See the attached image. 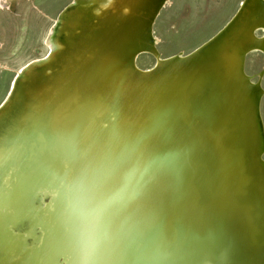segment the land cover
I'll use <instances>...</instances> for the list:
<instances>
[{
    "label": "bare ground",
    "instance_id": "6f19581e",
    "mask_svg": "<svg viewBox=\"0 0 264 264\" xmlns=\"http://www.w3.org/2000/svg\"><path fill=\"white\" fill-rule=\"evenodd\" d=\"M168 2L74 0L43 37L51 54L18 71L0 108V264H56L59 254L66 264H264V88L245 68L247 55L264 53V0H242L191 52L162 57L153 28ZM206 44L212 47L196 52ZM147 54L157 62L140 68ZM111 59L123 62L113 69ZM190 64L196 68L187 81L171 84ZM147 83L155 95H172L164 94L168 108L161 96L144 93ZM138 135L150 146L139 163L148 171L131 177L140 195L117 205L115 216L98 217L89 201L91 167L65 175L60 162L87 165L83 153L97 151V143L119 150ZM165 154L172 166L158 171L153 162ZM198 195L205 206L196 210ZM134 220L141 229L122 230L118 247L120 223ZM93 231L107 237L102 251L78 258L77 239Z\"/></svg>",
    "mask_w": 264,
    "mask_h": 264
},
{
    "label": "rangeland",
    "instance_id": "374dc122",
    "mask_svg": "<svg viewBox=\"0 0 264 264\" xmlns=\"http://www.w3.org/2000/svg\"><path fill=\"white\" fill-rule=\"evenodd\" d=\"M70 1L0 0V64L19 71L32 60L44 57L47 48L43 37L56 15ZM241 2L242 0H169L153 28L161 56L191 52L222 28ZM154 63L155 58L149 54L142 55L137 60L138 66L144 69L150 68ZM245 68L248 74L255 75L253 80L258 79L264 88V74L258 78V73L264 68V55L261 52L247 55ZM14 76L15 73L0 67V105L6 99ZM260 106L264 120V96ZM47 196L44 197L45 201H48ZM56 264H66L62 255L59 254Z\"/></svg>",
    "mask_w": 264,
    "mask_h": 264
},
{
    "label": "snow or ice",
    "instance_id": "6c2138e0",
    "mask_svg": "<svg viewBox=\"0 0 264 264\" xmlns=\"http://www.w3.org/2000/svg\"><path fill=\"white\" fill-rule=\"evenodd\" d=\"M116 134L114 131L113 135ZM144 140V135H138L130 143L126 142L119 150L109 144L106 146V152L105 146L97 143V151L93 152L89 149L83 153L87 159V165L75 162L69 167L63 161L60 162L65 175L80 174L84 167H91V175L88 179L89 201L93 213L98 217L100 215L114 216L117 205L132 201L140 195L139 187L133 184L131 177L136 173L143 176L148 171V168L139 167L144 152L150 148ZM141 148L143 150H140ZM133 156H135V163H133ZM170 163L171 160L153 162L158 171L168 167ZM106 241V236L94 231L87 233L77 247L80 253L78 258H97V254L102 251Z\"/></svg>",
    "mask_w": 264,
    "mask_h": 264
},
{
    "label": "water",
    "instance_id": "95a60500",
    "mask_svg": "<svg viewBox=\"0 0 264 264\" xmlns=\"http://www.w3.org/2000/svg\"><path fill=\"white\" fill-rule=\"evenodd\" d=\"M73 1L74 0H71L70 1V3L69 4H67L57 15H56V17H55V19H59V17L64 13V12H66V10H68V9H70L72 6H73ZM240 9H241V7H240ZM240 9H239V11H240ZM51 31V28H50V30H49V32ZM47 40V39H46ZM44 45H45V47L47 48V50L49 51V54H48V56L51 54V52H52V44L50 45V44H48L46 41H45V43H44ZM49 46V47H48ZM209 47H212V45H210V44H206V45H204V46H202L199 50H196V52H200V51H204V50H206V49H208ZM262 53V52H261ZM198 54H200V53H198ZM198 54H197V56H198ZM263 55H264V53H262ZM154 58H155V60H156V62H157V58L154 56V55H152ZM48 58V57H47ZM127 58V57H126ZM111 60H113V59H111ZM181 60H183V59H176L175 60V62H179V61H181ZM122 62H123V59H114L113 60V63L111 64V65H113L114 66V68L113 69H117L119 66H121V64H122ZM196 67L195 66H193L192 64H190L189 66H188V68L185 70H182V71H178L176 74L177 75H172L171 76V79L170 80H172L170 83L171 84H173V81L175 80V78H177V77H181L182 76V78L184 77V80L185 81H187V78H189V76H190V74H191V69H195ZM10 72H13V73H15V76H14V79H13V82H12V84H15V82L18 80V77H19V75H17V73H18V71H16V70H10ZM135 77V76H134ZM189 80V79H188ZM181 83H182V81H181ZM186 85V84H185ZM13 86L14 85H11L10 86V89H9V92H8V94H7V96H6V99L4 100V102L0 105V108H2V106L7 102V100L9 99V97H10V95H11V93H12V91H13ZM153 86V85H152ZM152 86H150V84L149 83H147L145 86H144V93L145 94H147L148 96H154V97H159V96H161V98H162V100L164 101V104H165V106H164V109H166V108H168V104H170V103H172V101H169L166 97H164V94H170V93H168V92H163L164 94H157V95H155V94H153L154 92H153V88H155V86L154 87H152ZM169 86H167V88H165L166 89V91H168V88ZM185 88V87H184ZM184 88H180L179 90H176L177 91V93L180 95L181 93H182V90L184 89ZM164 89V90H165ZM175 93V92H174ZM174 93H173V95H174ZM167 95V96H168ZM169 96H172V95H169ZM118 103V102H117ZM119 104V103H118ZM116 104L115 103V105H117V109H116V111L115 112H118V110H121V105L119 104ZM113 105H114V103H113ZM170 106V105H169ZM181 106H183L182 104H181ZM170 110H174V112H179V106L178 105H172L171 107H170ZM239 115H241L240 113H239V111L238 110H236V108H235V116L237 117V118H240V116ZM243 115L245 116V115H247L246 113H243ZM245 120H246V122L248 121V116H245V117H243ZM240 121L242 120L241 118L239 119ZM184 147V148H183ZM174 148H176L175 150L176 151H183L184 149L186 150V148H185V146H180L179 144H177V146H174ZM174 148H171V146L170 147H168V150H167V152L166 153H168V152H170V151H172V150H174ZM219 150H222L220 147H217ZM184 152V151H183ZM222 152L223 153H225V154H228V150L227 149H223L222 150ZM165 161H169V157H168V154H165ZM187 158H188V156H186L184 159H183V161H181V168H180V170H179V172H178V175L177 176H179V182L181 181V183L183 182V180H182V174H183V172H184V170H185V166H187V168H188V162L186 163V161H187ZM171 166H172V164L170 163L169 165H168V167L169 168H171ZM167 167V168H168ZM171 170V169H170ZM173 170H171L169 173H167V178L169 179V182H170V180L172 179V176H173V172H172ZM189 173L190 174H192V170L191 171H189ZM190 177V176H189ZM190 179H191V181L193 180V179H195V178H192V176L189 178V182H190ZM194 182V181H193ZM195 183H196V181H195ZM195 183H193V184H195ZM232 183V182H231ZM145 184V183H144ZM182 186L183 185H181V188H182ZM148 187H149V185H148ZM231 187V186H230ZM199 196H201V195H198V199L196 200V204H197V206L198 207H196V210H199L200 208H202L203 206H205V203L204 202H201L202 200H203V198L202 197H200L199 198ZM171 198L172 197H170V199L169 200H171ZM138 199L140 200V197H138ZM148 202V201H147ZM151 202V201H150ZM127 203V202H126ZM171 203V205H172V200L171 201H169V204ZM125 203H122V205H124ZM147 206H149L148 204H147ZM138 208V207H137ZM140 212V211H139ZM116 213H117V210H116ZM138 213V212H137ZM116 215V214H115ZM114 215V216H115ZM164 217V219L165 218H167L168 216L167 215H164L163 216ZM136 218H137V216H136ZM189 221V220H188ZM240 223H241V221H239ZM122 223H120V228H118L116 231H117V243H118V247L119 246H121V248L122 247H124L123 246V243H122V240H121V232H122V230H126V228H128L129 227V225H131L132 224V226H135L134 228L136 229L135 231L137 232H139V230L141 229V227H142V224L139 222V221H131V222H128V223H126V224H124L123 226L121 225ZM179 224H181V223H179ZM183 225L184 224H182V227H183ZM118 226V225H117ZM186 226V230H188V229H192L193 228V223L190 221L189 222V224H186L185 225ZM187 226H188V229H187ZM149 227V226H148ZM188 232L186 231V234H184V235H182V238L180 239V243H178V245L177 246H175L174 247V250H178L181 246H183V244L185 243V241H186V236H188V234H187ZM83 235H84V233H83ZM83 235L82 234H80V236H79V238L77 239V242H78V244L80 243V241L82 240V238H83ZM174 235H176V234H174ZM179 240V239H178ZM178 240H177V238H176V242H178ZM182 240V241H181ZM114 253H115V256H117V249L116 248H113V250H112ZM126 256H127V254H125L124 253V251H123V257H125L126 258ZM115 258V257H114ZM124 258V259H125ZM114 260V259H113ZM1 261V260H0ZM150 261V263L149 264H159V263H157V262H154V259H152V260H149ZM148 261V262H149ZM147 262V263H148ZM146 263V262H145Z\"/></svg>",
    "mask_w": 264,
    "mask_h": 264
}]
</instances>
